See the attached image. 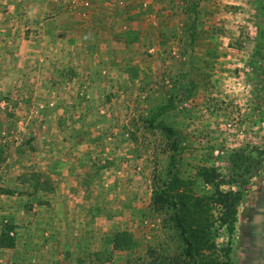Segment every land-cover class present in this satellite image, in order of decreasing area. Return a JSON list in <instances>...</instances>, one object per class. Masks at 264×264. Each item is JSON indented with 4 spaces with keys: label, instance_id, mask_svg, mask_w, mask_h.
<instances>
[{
    "label": "rangeland",
    "instance_id": "rangeland-1",
    "mask_svg": "<svg viewBox=\"0 0 264 264\" xmlns=\"http://www.w3.org/2000/svg\"><path fill=\"white\" fill-rule=\"evenodd\" d=\"M236 147L262 151L233 236L251 264L264 0H0V238L14 240L0 264H221L219 207L190 259L155 195L212 194L198 168L226 178L218 157Z\"/></svg>",
    "mask_w": 264,
    "mask_h": 264
},
{
    "label": "trees",
    "instance_id": "trees-1",
    "mask_svg": "<svg viewBox=\"0 0 264 264\" xmlns=\"http://www.w3.org/2000/svg\"><path fill=\"white\" fill-rule=\"evenodd\" d=\"M165 130L171 131V128L165 127ZM261 153L262 151L256 150V155H254L238 147L228 148L218 157L221 167L227 173H225L226 178L216 167L201 166L198 168L197 175L205 183L214 185L210 195L181 194L178 192V187L174 188L176 190L173 195L166 191L155 195L156 202L168 204L173 209V224L184 244L185 256L193 259L201 249L213 246L211 242L213 221L210 218V211L214 203L220 209L218 220L226 226L229 235L221 264H234L233 236L237 208L243 199L245 183L262 168ZM222 185H227L230 189L222 190L220 188ZM0 241L3 245H14L13 238H4V234Z\"/></svg>",
    "mask_w": 264,
    "mask_h": 264
},
{
    "label": "flooded vegetation",
    "instance_id": "flooded-vegetation-1",
    "mask_svg": "<svg viewBox=\"0 0 264 264\" xmlns=\"http://www.w3.org/2000/svg\"><path fill=\"white\" fill-rule=\"evenodd\" d=\"M263 238L264 236L262 235V233L259 231H256L255 239L252 242L253 243L252 247L255 250V252H252V257L250 259L252 261L251 264H264V240ZM234 264H236L235 260H234Z\"/></svg>",
    "mask_w": 264,
    "mask_h": 264
}]
</instances>
